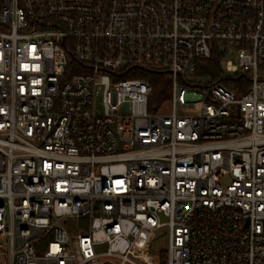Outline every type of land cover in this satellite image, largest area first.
Returning <instances> with one entry per match:
<instances>
[{
	"label": "built area",
	"instance_id": "obj_1",
	"mask_svg": "<svg viewBox=\"0 0 264 264\" xmlns=\"http://www.w3.org/2000/svg\"><path fill=\"white\" fill-rule=\"evenodd\" d=\"M217 46L242 93L192 80ZM163 228L264 264V0H0V264H160Z\"/></svg>",
	"mask_w": 264,
	"mask_h": 264
},
{
	"label": "trees",
	"instance_id": "obj_2",
	"mask_svg": "<svg viewBox=\"0 0 264 264\" xmlns=\"http://www.w3.org/2000/svg\"><path fill=\"white\" fill-rule=\"evenodd\" d=\"M226 59L225 51L220 47H215L209 59L199 61L194 77L204 80V83H222L226 87L234 90L237 94L242 93L250 84L247 73H236L232 76L226 75L222 67V62ZM152 86L150 105L160 104L170 96V81L160 72L139 73ZM164 264V262H161Z\"/></svg>",
	"mask_w": 264,
	"mask_h": 264
},
{
	"label": "rangeland",
	"instance_id": "obj_3",
	"mask_svg": "<svg viewBox=\"0 0 264 264\" xmlns=\"http://www.w3.org/2000/svg\"><path fill=\"white\" fill-rule=\"evenodd\" d=\"M231 61L233 63H236L237 59H236V55L235 54H230L223 62H222V67L224 69L225 67V61ZM260 76V75H259ZM193 81H196L198 83H204V80H200L196 77L193 76ZM163 111H167L166 108ZM145 240H147V242L150 244V253L152 255H154L158 261L160 259V264L162 261V255L164 253V250L167 248V231L165 228L160 229L156 232H154L153 234L147 236L144 238ZM136 254H141L142 251L136 249L135 250ZM157 261V263H158ZM159 264V263H158Z\"/></svg>",
	"mask_w": 264,
	"mask_h": 264
}]
</instances>
